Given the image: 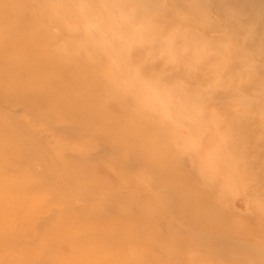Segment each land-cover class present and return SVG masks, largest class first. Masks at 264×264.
I'll return each instance as SVG.
<instances>
[{"label": "rangeland", "instance_id": "rangeland-1", "mask_svg": "<svg viewBox=\"0 0 264 264\" xmlns=\"http://www.w3.org/2000/svg\"><path fill=\"white\" fill-rule=\"evenodd\" d=\"M242 1L0 0V264H264Z\"/></svg>", "mask_w": 264, "mask_h": 264}, {"label": "bare ground", "instance_id": "bare-ground-1", "mask_svg": "<svg viewBox=\"0 0 264 264\" xmlns=\"http://www.w3.org/2000/svg\"><path fill=\"white\" fill-rule=\"evenodd\" d=\"M243 2V4L245 5V6H249L250 5V0H243L242 1ZM255 4H252L251 5V7H253ZM50 65H53L52 63H49V62H45V61H42V62H40V64H39V66H34L33 67V71H36V70H39V69H41V67L43 68V67H45V66H50ZM32 71V72H33ZM24 71L22 70L21 72H20V74H22ZM76 73V77H75V84H78L79 82H80V80H79V74L77 73V72H75ZM43 101V100H42ZM172 209H173V212L174 213H179V209H186V211L188 212L189 211V209H188V207H185V206H182V205H180V204H175L173 207H172ZM220 222H222L223 223V225H224V220L222 221V220H220ZM216 232V231H215Z\"/></svg>", "mask_w": 264, "mask_h": 264}]
</instances>
